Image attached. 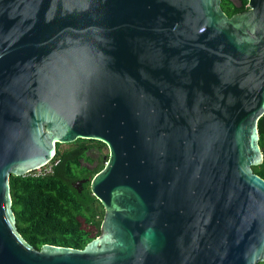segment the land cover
Returning <instances> with one entry per match:
<instances>
[{"label":"water","instance_id":"water-1","mask_svg":"<svg viewBox=\"0 0 264 264\" xmlns=\"http://www.w3.org/2000/svg\"><path fill=\"white\" fill-rule=\"evenodd\" d=\"M0 0V264L264 261V0ZM108 150L81 250L27 243L9 175Z\"/></svg>","mask_w":264,"mask_h":264},{"label":"trees","instance_id":"trees-1","mask_svg":"<svg viewBox=\"0 0 264 264\" xmlns=\"http://www.w3.org/2000/svg\"><path fill=\"white\" fill-rule=\"evenodd\" d=\"M221 8L231 16L246 10L247 1L235 4L221 0ZM258 133L262 163L252 170L264 179V116L258 122ZM103 147L95 141L76 140L70 150L60 153V145H56L49 174L9 175L16 230L35 249L47 244L81 250L93 237L78 219L94 227L98 234L103 207L91 195L88 184L93 175L104 169L107 157L104 162L100 156ZM91 151L97 153L94 159L87 156Z\"/></svg>","mask_w":264,"mask_h":264},{"label":"rangeland","instance_id":"rangeland-1","mask_svg":"<svg viewBox=\"0 0 264 264\" xmlns=\"http://www.w3.org/2000/svg\"><path fill=\"white\" fill-rule=\"evenodd\" d=\"M71 149V144L70 145H61L59 148V152H64L67 150ZM87 156L91 157V158H95V156H97V153L95 151H91L87 154ZM100 156L103 157V160L105 162V158L108 157V150L106 147H103L102 151H100ZM54 160V159H53ZM87 166V165H86ZM88 168L93 167V164L91 166H87ZM51 168V164H48L47 166H45L44 168L40 169L39 171L33 172L31 174H44V173H48L49 170ZM28 174V173H27ZM89 186V184H88ZM78 221L81 223V226L85 228L86 231H88L89 236L90 237H96L97 231L94 227L90 226V225H84L81 221V219H78ZM99 231V230H98ZM98 235V234H97Z\"/></svg>","mask_w":264,"mask_h":264},{"label":"built area","instance_id":"built-area-1","mask_svg":"<svg viewBox=\"0 0 264 264\" xmlns=\"http://www.w3.org/2000/svg\"><path fill=\"white\" fill-rule=\"evenodd\" d=\"M52 161H53V160H52ZM52 161H51V162H52ZM51 162H50L49 164H51ZM47 165H48V164H47ZM47 165H46V166H47ZM44 167H45V166H44ZM44 167H42V168H44ZM42 168H40V169H42ZM40 169H38V170H36V171H39ZM36 171H35V172H36ZM50 172H51V168H50V170H49L48 173H44V174H49ZM37 175H38V174H37Z\"/></svg>","mask_w":264,"mask_h":264},{"label":"flooded vegetation","instance_id":"flooded-vegetation-1","mask_svg":"<svg viewBox=\"0 0 264 264\" xmlns=\"http://www.w3.org/2000/svg\"><path fill=\"white\" fill-rule=\"evenodd\" d=\"M231 1H232L233 3H235V4H236V3H237V4L239 3V0H231Z\"/></svg>","mask_w":264,"mask_h":264}]
</instances>
